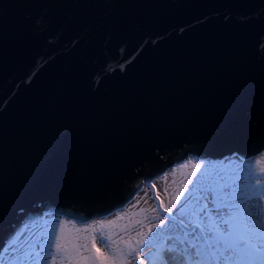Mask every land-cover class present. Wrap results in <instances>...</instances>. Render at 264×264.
<instances>
[{
	"label": "water",
	"instance_id": "water-1",
	"mask_svg": "<svg viewBox=\"0 0 264 264\" xmlns=\"http://www.w3.org/2000/svg\"><path fill=\"white\" fill-rule=\"evenodd\" d=\"M263 150L264 0H0V247Z\"/></svg>",
	"mask_w": 264,
	"mask_h": 264
},
{
	"label": "snow or ice",
	"instance_id": "snow-or-ice-1",
	"mask_svg": "<svg viewBox=\"0 0 264 264\" xmlns=\"http://www.w3.org/2000/svg\"><path fill=\"white\" fill-rule=\"evenodd\" d=\"M193 167L199 171L202 165ZM241 173H205L194 188L185 186L176 193L172 208L161 201L172 218L170 224L150 222L144 225L146 233L135 231V239L127 227L121 229L129 237L125 239L114 238L118 233L106 232L101 225L102 250L96 244L94 225L72 226L78 234L89 233L85 237L65 236L64 224H51L43 226L35 239L18 243L20 233L0 247V264H264V167L241 169ZM165 225L164 231L153 233Z\"/></svg>",
	"mask_w": 264,
	"mask_h": 264
},
{
	"label": "rangeland",
	"instance_id": "rangeland-1",
	"mask_svg": "<svg viewBox=\"0 0 264 264\" xmlns=\"http://www.w3.org/2000/svg\"><path fill=\"white\" fill-rule=\"evenodd\" d=\"M182 165H187V167H183ZM193 165H202V167L199 168V171H196ZM249 167H252L256 171H258L259 168L264 167V150L248 159L223 158L222 160H210L186 158L183 162L173 165L163 174L155 177L158 181L157 189L154 192L155 194L152 193V189L149 186L143 185L144 187L140 189L124 207L110 213L109 215L96 217L81 223L63 215L44 213V215L37 217V219L26 223L27 225L22 231H20L23 233V236H20L18 243H22L25 240L35 239L36 236L40 234L43 226L51 224H64L65 236L82 235L85 237L88 236L89 233L85 232L78 234L72 226L75 225L76 228L86 229L89 225H94L95 234L97 236V247L105 250L99 240L101 225H104V231L106 232L111 231L113 233H118V236L114 238L123 236L125 239H128L129 237L126 236L121 229L127 227L131 230L132 239H135V231L139 230L146 233L147 227H144V225L147 224L150 226V222L159 224L161 220H168L169 224L171 223L172 218L169 217L168 213H165L163 209L159 208L158 201L160 199L163 201L164 206L172 208L170 201L176 199V193L182 191L185 186L189 189L194 188L196 186L195 181L201 179L205 173L211 176L225 173L235 175L237 173L242 174L241 169L247 170ZM169 170L171 172H168ZM193 172H196L195 178L192 176ZM190 179L193 180V184L188 185L187 181ZM136 197L138 199H136ZM178 207L179 206L173 208V215H176ZM113 220L116 221L115 224L108 223V221ZM137 221H141L142 223L137 224ZM167 226L168 225H165L162 229H153V233L156 231H164ZM143 254L144 253H142V255ZM134 264H139V262L136 261Z\"/></svg>",
	"mask_w": 264,
	"mask_h": 264
},
{
	"label": "bare ground",
	"instance_id": "bare-ground-1",
	"mask_svg": "<svg viewBox=\"0 0 264 264\" xmlns=\"http://www.w3.org/2000/svg\"><path fill=\"white\" fill-rule=\"evenodd\" d=\"M181 166V165H180ZM175 169V168H174ZM168 172H171L170 170L168 171ZM165 175V174H164ZM157 183H158V181L156 180V178H154V179H152L151 180V182H150V184H145L144 186H149L151 189H152V193L153 194H155L154 192L156 191V189H157ZM143 186V187H144ZM142 187V188H143ZM141 188V189H142ZM142 191V190H141ZM158 192V191H157ZM136 199H138L137 197H136ZM159 199V198H158ZM157 200V199H156ZM161 200V199H160ZM158 201V204H159V208H161V209H163L162 207H161V201ZM44 215V214H43ZM35 219H37V218H35ZM35 219H32V220H35ZM29 221H31V220H28V221H25L24 222V224H23V226L19 229V231L17 232V234H19V233H21L20 231H22V229H24V227L27 225L26 223H28ZM16 234V235H17Z\"/></svg>",
	"mask_w": 264,
	"mask_h": 264
}]
</instances>
